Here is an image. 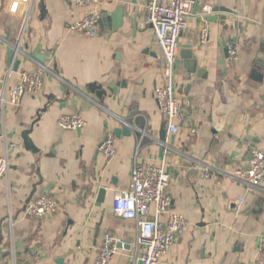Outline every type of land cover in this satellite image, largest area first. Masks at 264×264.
Returning <instances> with one entry per match:
<instances>
[{
  "label": "crops",
  "instance_id": "0c3cea01",
  "mask_svg": "<svg viewBox=\"0 0 264 264\" xmlns=\"http://www.w3.org/2000/svg\"><path fill=\"white\" fill-rule=\"evenodd\" d=\"M7 5L0 0V99L20 73L39 65L45 71L37 93L16 106L0 102V158L8 162L0 183V264H95L105 233L124 247L108 264H133L137 226L114 214L112 201L128 189L134 164L162 160L172 207L187 228L161 264H264V186L247 188L235 174L247 169L252 150L264 149V0H197L174 73L176 95L190 109L177 134L165 129L163 142L153 94L164 80L162 60L144 24L146 0H103L94 38L68 30L89 12L72 0H30L16 15ZM231 42L235 62L226 52ZM184 47L200 74L188 73ZM12 48L22 54L9 60ZM90 85L104 91L102 100ZM68 115L84 120L79 132L59 128ZM124 128L130 134L117 137ZM110 136L116 152L105 159L98 146ZM26 139L36 152L26 150ZM43 195L57 199V212L29 216L26 204Z\"/></svg>",
  "mask_w": 264,
  "mask_h": 264
},
{
  "label": "built area",
  "instance_id": "2783aa9c",
  "mask_svg": "<svg viewBox=\"0 0 264 264\" xmlns=\"http://www.w3.org/2000/svg\"><path fill=\"white\" fill-rule=\"evenodd\" d=\"M30 0H8L10 14H23ZM76 7L89 8L81 19L70 24L68 30L80 33L88 38L98 35L101 12L98 9L103 0H72ZM197 0H146L144 24L152 29L162 60L163 83L154 88V98L164 119L168 136L179 131L180 124L187 117L190 102L180 99L175 92L174 73L179 52V39L188 28L194 14ZM210 11L209 7L204 8ZM208 31H200V43L206 42ZM228 58L237 60V48L234 43L227 44ZM45 71L43 66L32 72H22L17 84L12 87L0 102L16 106L26 94L37 93L42 84ZM58 126L62 130H80L84 120L79 115L61 116ZM98 152L105 159L114 156L115 139L110 136L98 146ZM8 171V162L0 158V183ZM239 182L247 188L257 189L264 186V149L250 152V160L245 171L236 173ZM201 177L208 178L209 171L204 169ZM170 176L165 161L159 164L141 167L134 164L130 174L128 189L115 194L112 210L120 219L133 221L137 226V253L133 264H161L162 256L184 234L187 228L185 218L173 209L172 198L168 192ZM58 210V201L52 195H43L25 206L26 213L43 220L53 216ZM118 240L114 235L105 233L98 248L95 264H108L118 251ZM264 251V243L260 245Z\"/></svg>",
  "mask_w": 264,
  "mask_h": 264
},
{
  "label": "water",
  "instance_id": "95a60500",
  "mask_svg": "<svg viewBox=\"0 0 264 264\" xmlns=\"http://www.w3.org/2000/svg\"><path fill=\"white\" fill-rule=\"evenodd\" d=\"M216 10H219V9H216ZM220 11H223V10L220 9ZM220 19H221V21H224L226 18L225 17H221ZM211 20L214 21L216 19L215 18H211ZM102 21H103V18H102ZM99 24H100V22H99ZM262 47L264 48V43L262 44ZM19 53L22 54V52L18 48H12V49L8 50L7 57H8L9 60H12ZM226 55H227V53H226ZM180 57H181L182 60H184V64L187 67L188 73H191V74H195V73L200 74L201 73L200 70H197V62H196V59L192 56V54L190 52V48L184 47L182 49ZM38 60L42 62L41 58H38ZM17 66H18V62H15L14 69H16ZM254 76L255 75H253V77ZM88 89H89L90 93L94 94L95 97L98 100H102L103 95H104V91L103 90L99 89L95 85H90ZM77 131L79 132V130H77ZM120 134L129 135L130 134V130L128 128H124L122 130L115 131V135L117 137H119ZM164 139H165V128L162 127L160 132H159V140L161 142H163ZM25 148H26V150L31 151V152H36L37 151L34 148V146L28 141V139H26ZM248 160H250V157H249ZM104 194H105V189H100L99 192H98V197H97V203L98 204H100L103 201ZM122 247L123 246H122L121 243L117 244V248H122ZM138 264H141V263L139 262Z\"/></svg>",
  "mask_w": 264,
  "mask_h": 264
}]
</instances>
